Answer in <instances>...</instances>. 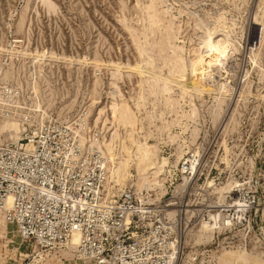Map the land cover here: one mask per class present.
I'll return each instance as SVG.
<instances>
[{
    "label": "rangeland",
    "instance_id": "374dc122",
    "mask_svg": "<svg viewBox=\"0 0 264 264\" xmlns=\"http://www.w3.org/2000/svg\"><path fill=\"white\" fill-rule=\"evenodd\" d=\"M25 134L53 160L24 164ZM138 143L156 148L155 202L134 163L123 182L107 170ZM0 148V174L52 193L133 190L147 212L127 231L132 264H164L179 242L176 264H264V0H0ZM2 216L0 264H93Z\"/></svg>",
    "mask_w": 264,
    "mask_h": 264
},
{
    "label": "built area",
    "instance_id": "2783aa9c",
    "mask_svg": "<svg viewBox=\"0 0 264 264\" xmlns=\"http://www.w3.org/2000/svg\"><path fill=\"white\" fill-rule=\"evenodd\" d=\"M25 136L30 138L25 137V143L13 146L24 164H36L39 157L45 155L49 162L53 160L55 145H49L48 152L42 154L39 149L42 143L39 144L34 135ZM76 150V153L82 151L78 145ZM79 158L83 160L84 157ZM79 158L68 150L63 161L80 163ZM98 163L102 173V159ZM32 183L31 179L20 174L12 177L8 173L0 174V212L6 222L17 226L23 240H34L41 247L59 246L67 244L72 234L76 233L79 256L93 264H132L136 254L132 247L125 245L127 231L133 218L147 212L145 207L138 206L133 190L122 192V198L114 201L108 197V190L102 193L98 187L83 189L79 191L81 194L76 191L71 196L69 191L63 193V187H60L63 194H58L52 193V185H45L42 180L36 185ZM42 196L48 199V213L42 207L36 209L32 200ZM167 262L168 259L164 264Z\"/></svg>",
    "mask_w": 264,
    "mask_h": 264
},
{
    "label": "bare ground",
    "instance_id": "6f19581e",
    "mask_svg": "<svg viewBox=\"0 0 264 264\" xmlns=\"http://www.w3.org/2000/svg\"><path fill=\"white\" fill-rule=\"evenodd\" d=\"M151 8H152V6H151ZM210 35H212V34H210ZM220 48H221V42H217L215 44L211 42L209 45H207L205 47V49H206L205 52H207L209 57L212 56L213 54H215L214 59L199 60V61L205 62L207 65H212V64L216 63L222 55V50H220ZM199 61H197L195 64H199ZM163 88L165 89V86L162 87V91H163ZM166 89H167V87H166ZM163 92H165V91H163ZM17 138H18V135L13 139V141L17 140ZM155 149L151 145H147L145 143H138L135 152L132 154H127L126 157H120V158L118 157L117 158V157H115V155H113V157H114L113 158L112 157L113 153L111 154V156L108 154L111 157L110 158L111 165L108 166L109 163L107 165V170L109 169L111 178L113 179V177H115V175L119 174V179L121 182H123L124 179H129L128 178L129 176L131 177V174L129 173V168H130V164L134 163L135 172L141 180V183L139 186L135 185L136 191L137 190L139 191L140 189L143 190V192H142L143 194L141 193L142 198L145 201H152V202H155L158 199V196H157V193L155 192V190L149 188V185L154 184V185L159 186L157 181H155L153 179L154 178L153 174H156V172H158L155 169V161H156L155 160L156 159L155 158V155H156ZM106 151L108 152V150H106ZM109 151H110V149H109ZM108 153H110V152H108ZM116 156H118V155H116ZM6 205H7V207L9 206V200L8 199L6 201ZM225 223L228 224V221H225ZM203 225H206V224H203ZM206 226H208V225H206ZM208 227H210V229L208 228L209 230H212V228H213L211 225H209ZM15 228L17 229V232L19 233V230H18L16 225H15ZM77 244H78V236L76 233H73L68 244H67V246H69L70 248H73V251L75 254L77 252V250H76ZM181 246H182V242H179L176 245V249H175V251H173L174 255L169 257L167 264H176L177 263V258H178L177 255L179 254ZM78 258L82 259V257H80V256H78Z\"/></svg>",
    "mask_w": 264,
    "mask_h": 264
}]
</instances>
